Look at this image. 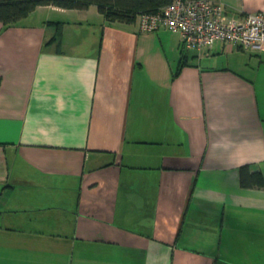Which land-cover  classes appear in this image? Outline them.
Returning <instances> with one entry per match:
<instances>
[{"label": "crops", "instance_id": "crops-1", "mask_svg": "<svg viewBox=\"0 0 264 264\" xmlns=\"http://www.w3.org/2000/svg\"><path fill=\"white\" fill-rule=\"evenodd\" d=\"M244 164L264 174V49L94 3L0 22V264H264Z\"/></svg>", "mask_w": 264, "mask_h": 264}, {"label": "built area", "instance_id": "built-area-1", "mask_svg": "<svg viewBox=\"0 0 264 264\" xmlns=\"http://www.w3.org/2000/svg\"><path fill=\"white\" fill-rule=\"evenodd\" d=\"M142 31L162 26L182 34L183 47L202 49L216 43H232L244 49H264V11L229 18L227 6L218 0H173L156 12L139 15Z\"/></svg>", "mask_w": 264, "mask_h": 264}, {"label": "trees", "instance_id": "trees-1", "mask_svg": "<svg viewBox=\"0 0 264 264\" xmlns=\"http://www.w3.org/2000/svg\"><path fill=\"white\" fill-rule=\"evenodd\" d=\"M173 0H0V22L16 23L28 16L37 6L54 4L64 8L82 9L89 4L98 5L109 21L133 22L142 12H156ZM56 37L53 39L55 40ZM240 182L243 187L264 186V174L252 170L249 164L240 167Z\"/></svg>", "mask_w": 264, "mask_h": 264}]
</instances>
